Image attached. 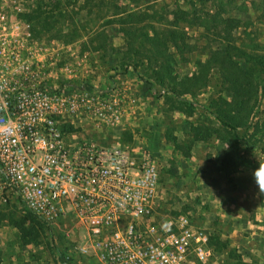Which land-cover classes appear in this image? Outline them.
Returning <instances> with one entry per match:
<instances>
[{
  "label": "built area",
  "instance_id": "2783aa9c",
  "mask_svg": "<svg viewBox=\"0 0 264 264\" xmlns=\"http://www.w3.org/2000/svg\"><path fill=\"white\" fill-rule=\"evenodd\" d=\"M3 7L0 209L16 202L47 225L82 226L78 249L96 264H219L207 230L186 213H157L160 169L150 148L107 140L123 125L127 89L98 84L87 55L43 41ZM83 120L105 133L80 136Z\"/></svg>",
  "mask_w": 264,
  "mask_h": 264
},
{
  "label": "rangeland",
  "instance_id": "374dc122",
  "mask_svg": "<svg viewBox=\"0 0 264 264\" xmlns=\"http://www.w3.org/2000/svg\"><path fill=\"white\" fill-rule=\"evenodd\" d=\"M252 1L259 3V0H222V3L211 0H0L8 18L44 25L43 41L57 40L49 38L59 26L64 31L69 26H78L81 35L76 40L79 39L81 47L86 46L83 42L86 37L97 30H103L114 45L122 44L119 21L131 12L151 14L161 22L153 25L156 28H171L173 11L180 15L176 27L185 31V40L191 45V51L184 54L187 60H183L175 48L168 47L163 58L165 63V56L172 57L171 72L160 68V76L154 80H149V75L142 72L141 82L152 92L146 103L148 109H143L135 122L131 117L122 127L109 129L107 140L114 141V136L119 134L122 142L129 146H138L141 141L144 144L146 139L155 143L160 167L157 213H186L194 224L203 225L219 254V264H264V186L248 187L242 198L235 183H226V177L218 170L214 149L228 145L225 141L224 144L211 139L225 132L211 114L209 103L219 97L229 98L230 94L221 89L217 71L212 69L208 73L207 86H192L188 93L182 92L184 87L179 81L196 70V59L204 61L209 49H224L227 35L222 19L251 20L248 31L251 30L253 40L262 48L260 52H264V20L261 22L257 17L259 12L254 11ZM217 12L221 13V22L211 21L208 28L190 22L196 16L210 19ZM127 26L132 25L128 23ZM229 35L232 41L240 43L244 37L243 27L231 28ZM261 84L264 86V80ZM263 105L264 92L255 103L256 115L263 116ZM78 125L81 131L86 123ZM103 133L89 134L99 138ZM195 135L214 142L209 143L207 150L205 143L193 147L191 139ZM233 144L240 149L243 163L238 172L243 180L241 183L249 185L247 180L255 177L246 164L264 159L259 148L261 142L255 139L248 144ZM222 187L232 188L223 191ZM212 190L219 191L218 200L215 195L209 198ZM229 201L234 203L230 207L232 213L237 212L236 218L227 217L230 213L222 210ZM26 211L16 202L0 209V264H96L93 255L78 249L85 243L82 226L78 227L69 219L47 225L39 219L26 217Z\"/></svg>",
  "mask_w": 264,
  "mask_h": 264
},
{
  "label": "trees",
  "instance_id": "16d2710c",
  "mask_svg": "<svg viewBox=\"0 0 264 264\" xmlns=\"http://www.w3.org/2000/svg\"><path fill=\"white\" fill-rule=\"evenodd\" d=\"M211 1L222 3V0ZM251 6H253L255 12H259L257 17L262 22L264 20V0H259V3L252 1ZM219 7L221 10H225L222 5H219ZM173 12L175 15L171 28L167 26L156 28L150 22L153 20L160 24V20L157 21V19H154L151 14L149 15L145 11L140 14L139 12H131L119 21L120 28L126 38L127 48L125 51L127 54H130V51H135L138 55L146 57V60L150 63L153 62L155 68H152L151 75L156 79L160 76V68H165V70L171 72L172 57L168 58L169 55L168 57L165 56V63L163 58L168 47L175 48L183 60H187L184 57L185 52L191 51L190 43H187L185 40V31L176 27V23L178 24V19H181V17L179 14L176 15L175 11ZM133 13L135 17L132 16ZM220 14V12H217L210 19L196 16L190 19V22H196L208 28L211 21L215 23L221 22ZM222 20L225 22L223 31L227 35L224 39V49H209L207 58L204 61L199 58L196 59V70L190 75L183 76L179 82L184 87L182 92L188 93L191 91L190 87L192 86H207L208 73L212 69H215L221 89L230 94L229 98L219 97L216 100H212L209 106L211 114L225 132V135L218 134L228 145L221 159V170L225 174L227 181L231 183L233 181V174L243 165L239 154L240 149L233 142L248 144L255 139L259 140L261 142L259 148L264 154V105L261 114L263 116L256 115L255 113V103L261 93L264 92V86L261 84L264 80V52H260L262 48L257 41L253 40L251 30L248 31V27L252 24L251 20H241L235 17H228ZM30 22L32 23L35 35L43 39L42 32L45 30L44 25L38 26L33 21ZM143 22L145 23L142 24ZM128 23L132 26H127ZM238 26H242L244 32V37L240 43L232 41L229 35L230 29ZM80 35L81 30L76 25L69 26L67 31H64L62 26H59L49 40L57 39L67 43L76 40ZM86 42L94 49H105L106 33L103 30H97L89 36ZM127 64H132V62L128 61ZM173 92L177 91L173 90ZM203 138L201 135H195L192 139ZM246 166L253 172L256 184L264 186V159L255 161L249 165L246 164ZM26 210V217L38 220L31 211ZM211 241L210 238L212 246ZM213 249L216 252L214 247Z\"/></svg>",
  "mask_w": 264,
  "mask_h": 264
},
{
  "label": "crops",
  "instance_id": "0c3cea01",
  "mask_svg": "<svg viewBox=\"0 0 264 264\" xmlns=\"http://www.w3.org/2000/svg\"><path fill=\"white\" fill-rule=\"evenodd\" d=\"M152 21L153 20H151L150 23H153V24L156 23V22H154V21L152 22ZM119 29L121 31V36H122V44H120L119 46L114 45L113 41L111 40V38L108 35H106V48L105 49H94L91 46H89L88 43L86 42L89 39V37H86V39H85L86 41H83V42H86L85 43L86 46L81 47L79 44V42H80L79 39L72 41V46L76 49V51L78 53L87 55L89 64L94 71V79L98 84L107 87L116 81L127 89V98L125 99L126 113H125L124 122H123V125H125L131 119V117L133 118V122H135V120H138L139 119L138 116L140 115L141 111L143 109H148V106L146 103L150 100L149 97L152 95V92H151V89L149 87H147L145 84H143L141 82L140 76H141L142 72H146V74L149 75V80H151V78L154 80V78L151 75V71H152V68H155V65L153 62L150 63L149 61H147L146 57H143L140 54L138 55L135 51H130V54H127V52L125 51L127 48L126 38H125V35L123 34L121 28H119ZM128 61H131L132 64H127ZM120 69H122V70L120 71ZM183 74H185V72ZM80 123H86L85 128L81 129V131H83V132H81V131L78 132V133H83L82 136L91 137L89 133L100 132V129L98 130V129L94 128L93 126L90 127L89 125H91V124L88 120H83ZM123 125L115 126L113 128H119V127H122ZM107 131L109 132V129ZM111 135H113V134H111ZM211 139L214 141L221 142V143L223 142V140L221 138H219L218 136H213ZM211 139H210V142L207 141L205 138H203V139H191V143H192L193 147L199 146L198 143H200V144L205 143L206 144L205 150H207L210 147L209 143L214 142V141L211 142ZM114 141L120 142L122 144H126L125 142H122L123 141L122 137L119 134L114 136ZM146 141L144 144L142 143L143 141H141L140 145H138V146L139 147L145 146V145L148 146L150 148L156 162H157V158H156L157 146L155 145V143L153 144L152 140L150 141V140L146 139ZM225 149H226L225 145L223 148L214 149L215 158H217V160H218V162H217L218 170L222 173H223V171L221 170V159L224 155ZM157 164H158V162H157ZM158 166H159V164H158ZM159 169H160V167H159ZM239 171L240 170H238L237 172H235L233 174V181L231 183H229L228 181L226 183H228L230 185H233L235 183L236 190L239 192V194H242L240 196L243 198L245 196L244 192L248 189V187H252V188L257 187V184L254 181L255 179L254 180L253 179L247 180V182L249 183L250 186L247 183L246 184L241 183L243 180H241V178H242L241 175L238 174ZM223 175L225 177L224 173H223ZM211 183L212 182L210 181V184ZM259 186H262V185H259ZM231 188L232 187L224 189L222 187L223 191L229 190ZM212 191H213V193L209 195V198L214 197V195H215V199L218 200L219 195H217V194H219V191H217V190H216V192H214V190H212ZM250 191L254 192L251 188H250ZM221 193L222 192H220V194ZM233 204L234 203L232 201H229L228 203H225L226 208L222 209L223 212L228 211L230 213V216L228 215L227 217H234V218L237 217V212L232 213L233 209H232V207H230ZM199 226H201L205 230H207L203 225H199ZM215 254H216V259L218 260L219 254L217 252H215ZM218 263H219V261H218Z\"/></svg>",
  "mask_w": 264,
  "mask_h": 264
}]
</instances>
